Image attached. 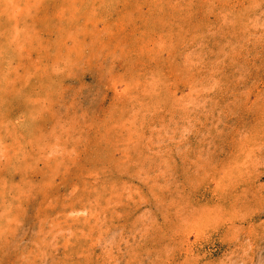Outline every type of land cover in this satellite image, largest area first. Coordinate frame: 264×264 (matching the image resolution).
I'll return each mask as SVG.
<instances>
[{"label":"rangeland","instance_id":"1","mask_svg":"<svg viewBox=\"0 0 264 264\" xmlns=\"http://www.w3.org/2000/svg\"><path fill=\"white\" fill-rule=\"evenodd\" d=\"M0 264H264V0H0Z\"/></svg>","mask_w":264,"mask_h":264}]
</instances>
